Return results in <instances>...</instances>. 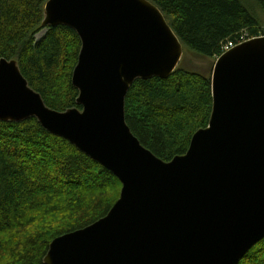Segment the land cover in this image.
<instances>
[{
	"label": "water",
	"instance_id": "water-1",
	"mask_svg": "<svg viewBox=\"0 0 264 264\" xmlns=\"http://www.w3.org/2000/svg\"><path fill=\"white\" fill-rule=\"evenodd\" d=\"M58 26L81 43L80 108H48L17 62L0 59V122L35 119L121 188L104 217L53 239L43 264H239L264 239V36L216 58L208 125L164 162L124 112L136 80L167 79L182 59L162 12L149 0H48L40 28Z\"/></svg>",
	"mask_w": 264,
	"mask_h": 264
},
{
	"label": "trees",
	"instance_id": "trees-1",
	"mask_svg": "<svg viewBox=\"0 0 264 264\" xmlns=\"http://www.w3.org/2000/svg\"><path fill=\"white\" fill-rule=\"evenodd\" d=\"M47 0H0V59L15 60L29 87L58 112L76 105L71 85L81 43L64 26L39 42ZM162 12L183 51L216 60L228 42L264 35L241 0H149ZM264 14V0H253ZM211 73L180 63L167 79L136 80L125 97V122L140 144L164 162L184 155L208 125ZM121 184L35 119L0 122V264H43L53 239L104 217ZM239 264H264V239Z\"/></svg>",
	"mask_w": 264,
	"mask_h": 264
},
{
	"label": "rangeland",
	"instance_id": "rangeland-1",
	"mask_svg": "<svg viewBox=\"0 0 264 264\" xmlns=\"http://www.w3.org/2000/svg\"><path fill=\"white\" fill-rule=\"evenodd\" d=\"M243 4L246 6V8L253 13V15L260 21L263 29H264V14L262 11L256 6L255 2L253 0H241ZM48 28H44V30H40L36 36L35 39L37 42H39L41 39H43L47 33ZM261 37L264 35H260ZM215 63V60L212 59H203L198 56L192 55L189 52L185 51L183 52L182 59L180 61V64L184 66L186 69H191L198 71L200 73H211L213 65Z\"/></svg>",
	"mask_w": 264,
	"mask_h": 264
},
{
	"label": "built area",
	"instance_id": "built-area-1",
	"mask_svg": "<svg viewBox=\"0 0 264 264\" xmlns=\"http://www.w3.org/2000/svg\"><path fill=\"white\" fill-rule=\"evenodd\" d=\"M260 37H261V36H260ZM248 40H250V39H247L245 36H241V37L239 38V40H237L236 43L228 42V43L223 47V50H222V51H223V52H226V51H228V50H230V49L236 47L237 45H239V44H241V43H243V42H245V41H248Z\"/></svg>",
	"mask_w": 264,
	"mask_h": 264
},
{
	"label": "bare ground",
	"instance_id": "bare-ground-1",
	"mask_svg": "<svg viewBox=\"0 0 264 264\" xmlns=\"http://www.w3.org/2000/svg\"><path fill=\"white\" fill-rule=\"evenodd\" d=\"M47 1H48V0H47ZM47 1H46V2H47ZM43 9H44V8H43ZM42 11H43V10H42ZM42 20H43V19H42ZM40 26H41V24H40ZM46 28H51V27H46ZM258 37H259V36H258ZM8 61H9V60H8ZM72 71H73V70H72ZM71 85H72V84H71ZM206 126H207V125H206ZM190 140H191V139H190Z\"/></svg>",
	"mask_w": 264,
	"mask_h": 264
}]
</instances>
